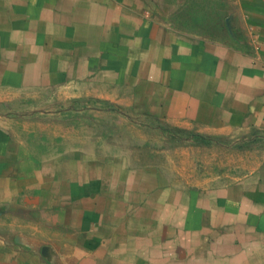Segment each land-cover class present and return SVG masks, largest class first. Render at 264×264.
<instances>
[{
    "label": "crops",
    "instance_id": "0c3cea01",
    "mask_svg": "<svg viewBox=\"0 0 264 264\" xmlns=\"http://www.w3.org/2000/svg\"><path fill=\"white\" fill-rule=\"evenodd\" d=\"M70 84L224 140L169 174L0 121V264H264V0H0V89Z\"/></svg>",
    "mask_w": 264,
    "mask_h": 264
},
{
    "label": "rangeland",
    "instance_id": "374dc122",
    "mask_svg": "<svg viewBox=\"0 0 264 264\" xmlns=\"http://www.w3.org/2000/svg\"><path fill=\"white\" fill-rule=\"evenodd\" d=\"M82 86L0 89V121L26 142L127 154L140 163L160 164L169 174L190 173L199 165L195 157L206 155L207 142L224 140L187 124H149L101 99L103 90Z\"/></svg>",
    "mask_w": 264,
    "mask_h": 264
}]
</instances>
